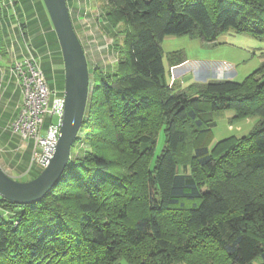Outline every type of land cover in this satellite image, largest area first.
<instances>
[{
    "label": "trees",
    "instance_id": "trees-1",
    "mask_svg": "<svg viewBox=\"0 0 264 264\" xmlns=\"http://www.w3.org/2000/svg\"><path fill=\"white\" fill-rule=\"evenodd\" d=\"M104 4L108 25L126 26L125 60L119 65L122 74L96 71L80 132L91 134L101 126L98 111L91 110L96 94L111 137L121 143L125 130L145 131L132 144L140 157L152 160L144 172L143 207L129 222L128 210L138 201L134 167L118 175L101 155H71L40 201L19 205L0 198L3 215L13 212L9 219L0 215V264H187V258L209 253L214 264H264V53L260 67L242 82L220 76V64H186L183 52L169 53L170 74L178 78L193 72L196 82H202L189 88L194 93L190 94L166 83L160 46L167 36L211 43L229 30L264 38V0ZM2 11L0 2V21ZM5 53L0 35V54ZM118 110L115 121L113 112ZM209 111H232L233 119L257 118L258 123L247 136L221 143L224 152L219 156L213 148L196 147L190 171L181 172L176 157L187 142V127L208 132L200 115ZM157 131L163 133L165 144L155 157L152 136ZM116 198L124 203L112 209ZM67 199H76L74 210L60 206ZM192 231H203L207 242L183 247L170 243L172 236L180 239V232ZM148 241L154 247L144 257L122 258L121 246L136 249Z\"/></svg>",
    "mask_w": 264,
    "mask_h": 264
},
{
    "label": "rangeland",
    "instance_id": "rangeland-1",
    "mask_svg": "<svg viewBox=\"0 0 264 264\" xmlns=\"http://www.w3.org/2000/svg\"><path fill=\"white\" fill-rule=\"evenodd\" d=\"M67 3L69 5L74 30L86 52L90 72L89 96H92V87L96 79V71H103L107 73L108 76L122 74L119 65L125 60L123 51L125 49V35L127 29L126 26L122 24H117L114 29L108 25L104 18V0H67ZM38 24L40 23L33 22V26L29 29L31 30L30 35H33L34 38L31 37L29 42H27L31 44L32 48L29 47L31 55L25 60L34 59L39 64L47 84L52 91L55 90L54 86L57 82L55 78L56 69L54 54L49 47L48 41H50V39L46 36L44 29L37 26ZM160 46L166 70V83L171 85L176 91L187 90L191 92L189 88L196 87V84L202 82H196L198 80L193 72H185L178 78L170 74L167 58L169 53L183 52L186 64L195 62L202 64L207 63L210 65L220 64L223 66L220 71V76L235 82H242L260 67L263 61L261 55L264 53V38H258L248 34H239L233 30H229L219 35L216 40L211 43L203 42L200 39H192L188 36H167L163 39ZM6 70L8 71L9 68H6ZM3 76L5 75L3 74ZM11 80L13 82V79L11 77L8 79L6 75L3 78V81H5L3 82V86L6 82H9V85H11ZM3 86L0 89V99L3 98L4 101L1 100L0 107L6 104L9 106L7 107L8 120L9 126L12 127L11 124H13L16 119L15 115L17 110L16 107L18 106L17 103L19 101V90L11 86V88L6 89L8 92L10 91L8 94L2 92L5 91ZM4 94H8L7 97H5L6 95L3 97ZM190 94L194 93L191 92ZM91 100L94 102L91 110L98 111V113H95L98 118L101 119V126L99 129L94 128L90 132L91 134L85 135L84 131L79 132L78 142L75 144L74 151L72 152L73 154L71 155L75 158H84L91 154L101 155L110 161L112 172L118 175H123L128 167H134L135 173L133 182L136 187L134 195L135 199L138 201L135 206H131L128 210L130 222L134 220L137 213L141 212L140 209L143 207L140 199H143L141 191L146 164H148L149 168L152 167V160L150 159L148 161V159L140 157L138 150H133L132 146V144L136 143L135 141H137L139 135L144 134L145 131L140 129V132L129 131L127 134L128 130H125L123 134L124 140L120 143L108 134L107 128L105 127L108 117L105 113V108L97 104L98 100L100 102V96L96 94V97L94 99L91 98ZM113 113H115L114 120H118L120 115L119 110ZM155 116L154 112V117ZM233 117L234 113L232 111H209L200 115L203 126L209 130L208 132L203 133L199 130H195L192 126L187 127V142L183 148L180 149L176 157L181 172L190 171L193 150L196 147L206 146L208 150L213 148V152H211L214 156H219L224 152L221 143L228 139L235 140L247 136L258 123L257 118H243L237 120L233 119ZM57 120L56 117H53L52 123H56ZM103 121L105 122L104 125ZM157 132L156 135H151L152 138L156 139L154 149L155 157L160 154L165 144L163 133L161 131ZM93 135H96V138H93ZM88 137L89 139L87 141ZM6 142L8 144L6 145V151L0 152V166L7 175L19 182H24L36 177L42 171L43 166L38 161V153L33 155L32 145L23 147L19 137L16 138L15 136H13V138L11 137L10 141L7 139ZM214 148L217 150H214ZM131 193L132 191L129 192L124 200L128 199ZM124 200L118 198L113 200L114 204L112 209L119 207ZM75 205L76 199H67L62 202L60 206L72 211ZM9 213L11 214H5L6 216L3 215L1 217L9 219L12 217L13 212ZM179 231L181 230H177V232ZM180 233L182 234L180 239L178 238L179 236H172L170 238V243L176 247H183L185 243L193 244V242L199 241H203V243L207 242V238L203 235V231H192L187 234ZM153 247L154 243L148 241L136 249H128L125 246H121L120 252H124L122 258L137 259L147 255ZM187 260V264L215 263L214 257L210 253L206 257L187 258Z\"/></svg>",
    "mask_w": 264,
    "mask_h": 264
},
{
    "label": "water",
    "instance_id": "water-1",
    "mask_svg": "<svg viewBox=\"0 0 264 264\" xmlns=\"http://www.w3.org/2000/svg\"><path fill=\"white\" fill-rule=\"evenodd\" d=\"M42 2L55 32L63 62V109L57 143L51 157L42 158L43 169L36 177L19 182L7 175L0 166V198L19 205L40 201L63 174L80 132L90 93L87 58L73 28L66 0Z\"/></svg>",
    "mask_w": 264,
    "mask_h": 264
},
{
    "label": "crops",
    "instance_id": "crops-1",
    "mask_svg": "<svg viewBox=\"0 0 264 264\" xmlns=\"http://www.w3.org/2000/svg\"><path fill=\"white\" fill-rule=\"evenodd\" d=\"M1 6L3 8L2 11V19L0 21V35L2 37L3 46L6 49V55L0 54V89L3 86V78L7 75L8 79L11 77V85L9 82H6L3 86L5 89V93L7 88H18V103L15 117L17 118L19 107L22 103V88L19 77L17 76L15 70V66L17 63L23 62L27 57H29L30 51L29 47L32 48L29 42L30 38L33 35H30L29 29L33 26V22L38 24V27L44 29L46 36L50 39L49 47L52 49L54 54L55 61V78L57 82L55 84V90H52L51 102L53 99L62 98L63 97V89H64V69L63 62L61 57V52L59 48V44L49 20L46 9L43 5L42 0H0ZM67 2V0H66ZM68 9L69 5L67 3ZM70 12V10H69ZM71 16V13H70ZM30 23V26H29ZM73 23V22H72ZM37 28V27H36ZM34 38V37H33ZM82 45V43H81ZM83 47V45H82ZM84 49V47H83ZM85 52V49H84ZM86 55V52H85ZM5 56V57H3ZM87 58V56H86ZM11 66V67H10ZM6 68H9L7 71ZM4 70V71H3ZM3 74L5 76H3ZM17 90V89H16ZM8 94H4L3 97H7ZM2 95V94H1ZM4 101L3 98L0 99V102ZM7 104L0 107V152L6 151L7 139L11 140V137L15 136L18 138V135L15 134L12 130V127L9 126V116ZM58 120L56 123H59V117L54 115ZM52 117V118H53ZM51 118V123H52ZM12 125V124H11ZM12 134V135H11ZM11 136V137H10ZM10 137V138H9ZM4 144V145H3ZM4 212L0 210V215H3Z\"/></svg>",
    "mask_w": 264,
    "mask_h": 264
},
{
    "label": "built area",
    "instance_id": "built-area-1",
    "mask_svg": "<svg viewBox=\"0 0 264 264\" xmlns=\"http://www.w3.org/2000/svg\"><path fill=\"white\" fill-rule=\"evenodd\" d=\"M14 71L21 83L22 103L12 130L18 135L23 147L32 145L33 155L38 153L41 164L42 158L51 157L57 143L59 123L53 124L50 121L54 115L60 120L63 99L56 98L51 102L52 92L41 67L34 59L17 63Z\"/></svg>",
    "mask_w": 264,
    "mask_h": 264
}]
</instances>
